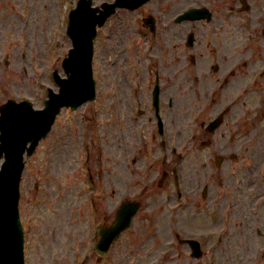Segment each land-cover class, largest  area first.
<instances>
[{"label": "rangeland", "instance_id": "obj_1", "mask_svg": "<svg viewBox=\"0 0 264 264\" xmlns=\"http://www.w3.org/2000/svg\"><path fill=\"white\" fill-rule=\"evenodd\" d=\"M76 1L68 0L72 5H75ZM94 1L99 4L104 0ZM65 2L66 0H0V104L6 98L4 88H8L10 97L17 99L30 97L38 91L35 84L37 75L34 72L37 61L34 62L36 60L34 47H30L29 44L31 42L34 45L35 41L41 40L39 51L42 54L41 60L45 62V68L47 66L50 72L49 65L54 64L47 65L50 60L48 56L52 54H49V48L45 45L46 42L48 45L55 15L59 14L60 6L62 11ZM142 11L139 16L143 18L147 14V8ZM124 17L131 19V15ZM121 19L114 18L96 43L95 76L99 98L102 99L105 114L112 120V125L107 128V131L112 132L108 145V160L116 169L114 174L108 176L107 193L110 198L114 195L112 203L110 200L105 203L108 209L118 201V197L126 193L127 184L131 183V179L138 177L140 170V163L136 165L134 163L136 154L132 149L131 140L127 145L124 143L120 149L113 134L117 120L121 118L126 121L127 114V107L122 110L117 107L119 98L115 82L116 74L120 71L117 68L119 59L116 57L122 47L119 44L120 33L126 32V27L131 25L120 24ZM121 26L124 27L122 30ZM226 36L227 38L219 36L217 44L214 45H223L224 49L229 50L234 42L229 35ZM62 37L66 40L63 33ZM17 39H21L20 42H17ZM12 43L15 44L16 52L22 50L26 55H31L30 59L22 62L12 61L7 55L12 50ZM18 44L23 46L22 49ZM60 45L62 44H58L57 50L55 49L59 56L66 54L71 48L69 41L62 47ZM53 49L54 47L51 48V52ZM170 52V47L165 48L164 52L160 49L155 57L160 59L162 55ZM202 65L205 70L206 65L204 63ZM25 68L28 72L22 70ZM146 69L147 64L139 66L141 77H143L141 74L145 75ZM43 72L45 70L41 71L42 74ZM191 81L194 83L195 78L192 77ZM182 82L184 81L181 80L180 84ZM119 88L121 96L126 89L121 86ZM194 97L193 92H189L185 96L187 105L180 111L171 112V120L178 123L176 130L186 129V124L192 116L196 112L199 113L196 106L198 102ZM230 97L231 95L228 99ZM244 106L250 107V113H253L261 108V103L253 96ZM90 107H92L90 112L93 113L97 110L98 103ZM223 107H219L215 114L208 116L207 123L221 114ZM237 112L239 116H243L241 110ZM67 118L68 113L59 120L57 128L65 131L58 135L53 156L52 154L49 156V153H38L29 160L23 176L21 215L26 229V264H73V257H76L85 246L87 229L92 219L86 209V194L91 195L92 190L88 188L84 176L77 177L76 172L87 170L80 166V161L83 148L86 147L83 145L89 142V133L86 134L84 144L80 142L77 134L72 140L65 129ZM74 118L79 119V116L76 115ZM73 125H78V120ZM198 129L203 131L202 126ZM226 129L228 132L230 128L226 127L224 120L217 132L220 134ZM251 129L250 126L249 139L235 143L234 149L230 148L231 144L222 140L227 150L223 151V144L219 142L211 150L205 149V146L202 148L203 151L201 148L195 149L185 161L183 175L187 182L188 194H191L193 201L201 200L197 189L201 182L208 179L207 173L212 170L213 165L215 178L224 180L221 188L212 185V196L204 203L203 208H198V202L193 201L192 204H178L174 196L167 203L165 195L155 197L141 211L135 229L122 237L114 253L104 264H264V131L261 129L255 131L262 132L261 137H256ZM91 130L90 126L87 131ZM218 137L216 133L214 138ZM247 154L249 161L246 163L249 164L244 167L243 156ZM126 156L129 157L128 160ZM232 157H235V160ZM218 158L225 160L220 169L215 166ZM41 167L42 172L39 173ZM221 173L222 177H218ZM120 178L121 191L114 194L119 187ZM36 183L41 184L39 193L35 191ZM175 233L185 238L194 237L199 240L205 257L200 260L192 259L189 256V248L180 249L174 240Z\"/></svg>", "mask_w": 264, "mask_h": 264}, {"label": "flooded vegetation", "instance_id": "obj_2", "mask_svg": "<svg viewBox=\"0 0 264 264\" xmlns=\"http://www.w3.org/2000/svg\"><path fill=\"white\" fill-rule=\"evenodd\" d=\"M144 8H147L142 23L146 40L144 51L137 49L135 55L127 54V43L134 47L130 36L135 33V24L128 25L127 31L120 36L119 44L122 47L117 53V68L120 70L116 74L119 98L117 107L120 110L127 107V114L126 121L121 118L117 120L113 134L120 149L131 140L136 154L134 163H140V170L146 166L147 159L151 161L146 178L141 180L142 183L138 182L147 192L148 182L159 166H169L172 143H176L180 151L191 156L195 149L202 150L205 146V149L211 150L222 140L234 149L235 143L249 139V125L246 123L249 112H244L241 119L237 112L240 104L236 100L241 92L249 93L250 81L254 80L259 66L264 64V0H195L194 3L185 0H150L138 11L143 12ZM191 9L203 11L205 18L196 21L180 20ZM225 34L234 42L229 50L224 49L223 45H214L219 36L227 38ZM167 47L171 48V52L156 59L158 51L161 49L164 52ZM202 63L206 65L205 70ZM143 64H147V69L141 77L139 66ZM192 77L195 78L194 83ZM181 80L184 82L180 84ZM120 86L126 89L121 96ZM156 89L159 90L158 111L154 106ZM189 92H193L200 105L197 104L198 109H201L198 112L203 114V118H200L199 126H202L203 131L198 128L196 131L188 128L178 131V123L171 120V112L180 111L187 105L185 96ZM222 106V113L212 119L222 115L219 128L207 130L212 122L207 123L208 116L215 114ZM224 120L230 129L228 132L227 129L221 131L220 135L217 131ZM102 132L106 134L103 156L105 169L104 173H100V181L102 189L106 191L103 196L110 198L107 193L108 176L116 172L115 166L108 160L112 132L105 127ZM216 133L218 138H214ZM223 147V151L227 150L224 144ZM126 157L128 160L129 157ZM232 159L235 160V157ZM213 169L214 165L207 174H212ZM140 170L138 176L142 175ZM118 183L119 187L114 194L121 191V178ZM94 209L98 210L97 207Z\"/></svg>", "mask_w": 264, "mask_h": 264}, {"label": "water", "instance_id": "obj_3", "mask_svg": "<svg viewBox=\"0 0 264 264\" xmlns=\"http://www.w3.org/2000/svg\"><path fill=\"white\" fill-rule=\"evenodd\" d=\"M146 1L117 0L114 5L106 6L105 11L97 16L99 10L92 9L90 1L81 0L78 9L71 16L69 34L74 41V49L64 63L65 70L71 75L68 80L60 82L61 94L54 97L44 112L33 113L31 107L26 104H10L2 109L0 159L5 156L6 161L0 172V264H24L18 201L19 182L24 166L23 154L27 144L32 142L28 149L31 154L40 137L50 130L62 106L76 107L94 98L92 43L97 24L102 25L99 20L103 21L109 17L116 7L135 8ZM43 113L45 116H42ZM213 126H218V123ZM132 214L129 212L126 220L114 228L111 240L128 226Z\"/></svg>", "mask_w": 264, "mask_h": 264}]
</instances>
